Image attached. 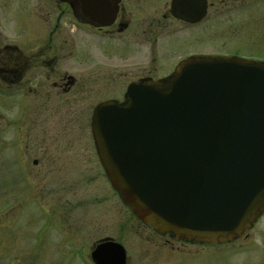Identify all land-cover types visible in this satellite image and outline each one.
<instances>
[{"label":"water","instance_id":"obj_1","mask_svg":"<svg viewBox=\"0 0 264 264\" xmlns=\"http://www.w3.org/2000/svg\"><path fill=\"white\" fill-rule=\"evenodd\" d=\"M63 1L94 24L110 23V0ZM90 130L109 188L159 236L228 242L264 208L263 61L187 59L166 81L132 83L122 103L98 104ZM90 259L126 264L110 239Z\"/></svg>","mask_w":264,"mask_h":264},{"label":"rangeland","instance_id":"obj_2","mask_svg":"<svg viewBox=\"0 0 264 264\" xmlns=\"http://www.w3.org/2000/svg\"><path fill=\"white\" fill-rule=\"evenodd\" d=\"M24 1L7 2L5 15L20 16ZM217 21L216 55L264 61V0ZM32 36L8 39L33 44ZM30 86L38 91L7 98L0 78V264H93L90 252L104 239L124 248L126 264H212L210 255L182 258L196 247L150 231L111 192L88 125L104 92L57 96L43 79Z\"/></svg>","mask_w":264,"mask_h":264},{"label":"flooded vegetation","instance_id":"obj_3","mask_svg":"<svg viewBox=\"0 0 264 264\" xmlns=\"http://www.w3.org/2000/svg\"><path fill=\"white\" fill-rule=\"evenodd\" d=\"M23 1L1 0L4 15L7 2ZM252 2L257 0H110L112 15L105 21L110 23L97 25L66 1L25 0L20 16L11 12L0 18L3 23L5 17V33L0 30L5 35V40L0 39L5 96L25 88L36 93L38 85L30 84L43 79L57 96L104 92L105 98L92 112L102 102L120 104L132 83L166 81L187 59L218 56L216 33H211L218 27L217 20L230 18ZM22 32L33 35L34 43L9 41L8 35ZM39 68L45 73H39ZM90 122L91 116L89 129ZM262 226L264 208L241 235L228 242L178 241L196 247L183 252L182 258L210 255L212 264H264Z\"/></svg>","mask_w":264,"mask_h":264}]
</instances>
